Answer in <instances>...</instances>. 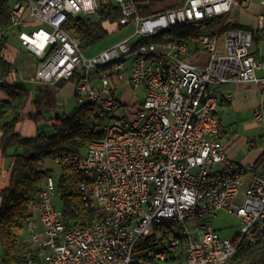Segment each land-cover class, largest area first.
Returning a JSON list of instances; mask_svg holds the SVG:
<instances>
[{"label":"built area","instance_id":"built-area-1","mask_svg":"<svg viewBox=\"0 0 264 264\" xmlns=\"http://www.w3.org/2000/svg\"><path fill=\"white\" fill-rule=\"evenodd\" d=\"M110 1L121 10L117 24L133 23L134 32L86 56L66 28L69 18L91 15ZM249 1L184 0L140 15L134 0H12L10 36L35 58L31 81L52 85L76 75L77 104H91L103 121V135L83 152L51 158L61 169L81 173L82 200L93 203L97 215L89 225L64 222L48 175L19 230L28 239L23 264H222L237 242L263 235L264 172H252L236 203L241 170L217 138L218 87L264 84V0L254 26L228 18ZM214 18L217 24L192 41L163 33ZM134 36L138 40L131 42ZM147 37L155 40L140 42ZM6 81L0 61V88ZM124 85L143 87V98L133 106L122 103ZM254 117L262 121L261 107ZM214 163L223 166L214 171ZM221 209L240 220L232 236L207 220Z\"/></svg>","mask_w":264,"mask_h":264},{"label":"trees","instance_id":"trees-1","mask_svg":"<svg viewBox=\"0 0 264 264\" xmlns=\"http://www.w3.org/2000/svg\"><path fill=\"white\" fill-rule=\"evenodd\" d=\"M184 0H134L137 12L148 15L155 10L181 4ZM11 0H0V57L2 71L6 76L12 64L4 60L3 50L11 38L10 8ZM117 3L110 1L100 4L96 11L87 16L75 15L69 18V29L83 50L103 39L110 31L120 29L117 24L121 17ZM217 18L195 23H180L163 33L178 39L192 41L197 33L217 24ZM244 27L243 25H238ZM111 29V30H110ZM155 37L142 38L140 42L155 40ZM77 76L61 79L56 83L42 84L37 88V96L54 92L52 87H62L67 81L75 82ZM7 82V81H6ZM2 85L9 87L7 98L0 100V155L9 160V175L5 185H0V264H23L29 251L23 235L19 233L28 217L30 204L37 198L43 182L51 175L52 168L46 166L51 158L61 151L83 152L87 143L103 135L102 123L89 103L77 104L70 113L53 115L52 131L47 133L38 128L32 136H24L16 130L21 111L29 100L30 89L19 80ZM40 98L32 100L39 102ZM37 122L42 113L29 112L27 115ZM218 139L219 136L217 137ZM81 173L73 167L61 169L56 182V192L61 200L64 222L68 225H89L98 213L93 204H85L81 197L78 182ZM144 245V246H143ZM147 242L142 243V249ZM222 264H264V233L254 242L241 240L236 243L234 253Z\"/></svg>","mask_w":264,"mask_h":264},{"label":"crops","instance_id":"crops-1","mask_svg":"<svg viewBox=\"0 0 264 264\" xmlns=\"http://www.w3.org/2000/svg\"><path fill=\"white\" fill-rule=\"evenodd\" d=\"M259 1L250 0L246 6L239 8L238 12L236 11L237 8L234 7L231 10V13L228 15L230 22L247 27L254 26L256 22V14L263 8ZM235 14L236 19L233 20L231 16ZM13 38L16 40V46L11 43H7L3 50L4 60L12 64V69H10V72L6 75V84L16 80L24 81L19 77V75L15 77L14 74V67L18 60L17 54L19 48L21 51L23 48L20 47L19 42L15 37H11L10 39ZM27 54L29 53L25 51V55ZM21 64L22 61L18 66ZM34 66L35 62H33V64L29 63L25 67V72L18 71L17 68V74L22 73L23 78L27 77L28 80L31 81L30 76L32 75ZM260 74L261 71L258 70L257 75ZM67 85H69V93L73 94L75 97V82L67 81L66 84L60 88H65ZM123 87V92L127 91L130 95H132V91H128V86L124 85ZM8 88L9 87L6 85L0 88V100L7 98ZM218 89L223 94V98L221 102H219L217 108V117L220 124L219 138L225 145V152L228 161L232 162L237 168L241 170L242 183L234 197V201L239 203L241 202L244 191L251 180L252 172H264V120L262 118V123V121H257L254 117V112L256 108L259 107H261L262 114H264V84L229 82L221 84ZM141 90L143 98V87ZM226 95H230V97L226 98ZM32 100L33 99L30 96L29 100L26 102L23 110L21 111L20 121H18L16 124V130H18L24 136L34 135L37 129L42 128V125L46 123L43 117L35 122L27 116L29 112H37L38 107L34 106ZM40 101L43 102L41 103L42 107L43 105L46 106L43 98H40ZM66 104L67 107L70 105L69 103ZM76 105L77 104L72 105L71 109L63 108L62 113H70ZM53 122L54 120L49 119V124H53ZM8 164L9 160L0 155V185L2 186L8 181ZM222 166V163H214L211 165V169L217 171L220 170Z\"/></svg>","mask_w":264,"mask_h":264},{"label":"rangeland","instance_id":"rangeland-1","mask_svg":"<svg viewBox=\"0 0 264 264\" xmlns=\"http://www.w3.org/2000/svg\"><path fill=\"white\" fill-rule=\"evenodd\" d=\"M235 7L237 8L236 11L238 12L240 7L238 6H235ZM231 17L233 20L236 19V14L232 15ZM233 24H236V23H233ZM134 29H135V26L133 25V23H130V24L122 26L120 29L110 31L109 34H107L98 43L94 44L93 46L89 48L83 49V53L86 56H91L97 52H100L101 50L117 43L119 40L125 38L126 36L134 32ZM136 40H138V37L134 36L131 39V42L136 41ZM9 43L16 46L15 45L16 40L14 38L10 39ZM17 59H16L17 63L14 67L15 77L19 75V73L17 74V70L25 72L26 65H28L29 63L33 64V62H35V58L32 55L30 54L25 55V50L23 49L21 51L20 48L17 54ZM21 61H22V64L18 66ZM129 61H130V58L127 59L128 63ZM23 80L24 81L22 82L30 89L31 98L33 100H36L38 97L41 99L43 98L44 103H46V106L43 105V107L45 106L44 108L41 105V103H43L42 101H39L38 103L34 102V106L38 107L37 109L42 112V117L46 121V123L44 122L45 124L42 125L41 129H43L47 133L52 131V128L50 126L51 123L49 124V118H51L54 114L62 113L63 108L71 109L72 105L77 104L74 95L69 93V87H68L69 85H67L65 88H58L57 86L52 87L54 92L49 97L43 94L41 96H37L36 95L37 88L40 87L42 84L39 82L29 81L27 77H25ZM130 90L132 91V95H130L127 91L126 92L121 91L119 92L118 97L122 101V103H127L133 106L134 102H139L142 99V90L141 88H129L128 91ZM66 103H69L70 105L67 107ZM262 116L264 120V114H262ZM263 120H262V123H263ZM46 164H47L46 166L52 168L51 176L53 177L55 182H57L58 177L61 173V167L51 162H48ZM53 203L56 207H59V208L61 207V200L56 190L53 196ZM207 220L210 221L212 226L215 229H217L221 235L232 236L235 232L238 231L239 225H240L239 218L235 214L230 213L227 209H221L216 214L209 215L207 217ZM23 237L26 239V241L28 240L25 234H23ZM0 255H1V249H0Z\"/></svg>","mask_w":264,"mask_h":264}]
</instances>
